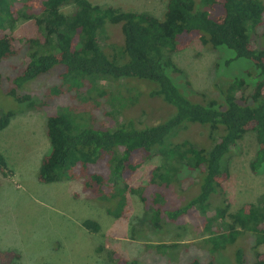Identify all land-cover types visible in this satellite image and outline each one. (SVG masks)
<instances>
[{"label":"trees","instance_id":"trees-1","mask_svg":"<svg viewBox=\"0 0 264 264\" xmlns=\"http://www.w3.org/2000/svg\"><path fill=\"white\" fill-rule=\"evenodd\" d=\"M67 6L69 11L64 10ZM19 19H33L40 37L25 38L24 42L16 37L13 28ZM108 22L120 25L123 34V41L114 43L110 54L105 51L110 43L105 28ZM196 40L232 51L226 64L250 61L252 91L237 96L247 84L241 76L229 81L225 90L220 89L221 101L211 98L200 103L181 94L167 70L181 71L173 56ZM21 54L28 55L29 61L11 64V74L0 71V86L4 84L8 95L45 118L50 150L41 159V182L82 180L91 197L119 198L125 206L127 192L136 191L129 180L143 163L159 155L162 162L152 168L148 183L157 189L154 224L163 227L164 215L174 222L198 211L212 253L252 242L255 258L250 262L239 246L234 264H264V204L246 203L230 211L223 196V184L230 177L226 158L249 131L256 134L258 144L250 168L264 173V0H167L161 15L92 0H0V62ZM55 66H61L59 81L41 88L38 100L29 91H20L26 83L55 71ZM131 79L150 85V97H161L175 107V113L144 128L135 126L143 125L138 120L134 125L121 116L119 121V116L108 110L116 87L104 88L99 82L117 86ZM121 80L125 84H120ZM13 114H0V130L9 125ZM192 123L208 127L209 147L190 139L168 141L175 128ZM198 127L204 133L203 127ZM7 169L6 157L0 153V173L6 175ZM198 184V194L187 204L162 212V207L171 208L164 192L173 186L183 191ZM139 195L146 201L145 194ZM83 226L95 232L101 229L91 219L84 220ZM241 236L246 237L244 243L238 241ZM18 258L15 252L0 255V264H23L15 261ZM214 263L209 256L189 264Z\"/></svg>","mask_w":264,"mask_h":264},{"label":"rangeland","instance_id":"rangeland-1","mask_svg":"<svg viewBox=\"0 0 264 264\" xmlns=\"http://www.w3.org/2000/svg\"><path fill=\"white\" fill-rule=\"evenodd\" d=\"M92 1L156 15L163 13L167 2ZM69 9L67 6L64 10ZM105 28L110 41L105 51L110 54L112 45L123 41V34L118 24L108 22ZM13 33L22 42L25 38L41 35L33 19H19ZM251 36L254 37L252 33ZM24 50L22 53H25ZM231 55L233 52L226 48L214 49L196 40L188 49L173 56L181 71L169 69L167 74L181 94L195 102L206 103L211 98L221 101L220 89L241 76L246 78L247 84L236 94H248L253 89V78L248 73L253 66L246 59L226 64L225 60ZM28 61L29 56L21 54L0 62V71L11 74V64H26ZM59 67L55 66L53 70H56L50 74H43L39 79L26 83L20 91H29L38 100L41 88L59 81ZM125 82L121 80L119 83ZM99 83L101 87L112 90L116 87L114 103L109 105L108 110L113 116H119V121L127 117L135 125V120H138L143 125L135 126L144 128L162 123L175 113V107L161 97H150L151 86L144 81L131 79L127 84L117 86L108 81ZM7 111L14 114L9 125L0 130V153L6 157L8 164L7 174L0 173V255L7 257L15 252L19 256L15 261L23 264H189L195 258L205 261L209 256L215 259L214 264H234V253L240 246L250 262L255 258L251 251L252 242L246 247L233 244L212 253L208 234L201 230L198 211L185 218L182 215L174 222L164 215L166 223L163 227L154 224L153 202L157 189L154 191L148 183L152 168L162 162L159 155L143 163L131 177L129 184L136 191L127 192L125 206L119 198L91 197L83 189L82 180L41 182L38 178L41 159L50 150L45 118L33 107L18 103L7 94L2 84L0 114ZM198 126L203 127L204 133ZM207 130L206 125L197 123L186 128L181 125L172 131L168 141L190 139L209 147L212 142ZM257 147L256 134L249 131L232 147L226 158L230 177L223 184V196L230 211L246 203L264 204V173H254L250 168ZM98 171L107 175L101 169ZM198 187L199 184L182 191L173 186L164 192L166 204L171 208L162 207V212L167 214V211L187 204L198 194ZM139 193L147 196L146 201L140 198ZM158 202H163L162 197ZM218 202L216 200L215 204ZM86 219L97 221L100 231L83 226ZM219 224L215 223V226ZM244 239L246 237L241 236L238 241L244 243ZM114 253H118L119 257Z\"/></svg>","mask_w":264,"mask_h":264}]
</instances>
